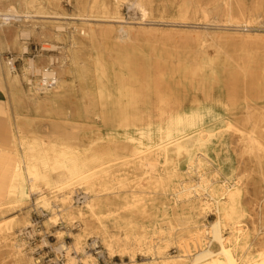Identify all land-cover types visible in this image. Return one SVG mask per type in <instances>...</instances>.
Here are the masks:
<instances>
[{
	"label": "bare ground",
	"instance_id": "1",
	"mask_svg": "<svg viewBox=\"0 0 264 264\" xmlns=\"http://www.w3.org/2000/svg\"><path fill=\"white\" fill-rule=\"evenodd\" d=\"M78 1L83 8L80 18L115 22L120 33L114 56L109 58L105 49L93 45L95 54L80 67L78 42L72 38L67 46L59 45L63 25L35 29L33 18L48 16L46 10L57 0H0V49L6 46L24 54L27 46L21 40L37 34L49 40L55 52L46 62L43 57H30L23 67L32 94L20 89V75L12 73L8 59H0V89L7 86L9 94L0 110L10 116V104H29L53 108L47 111L54 117L44 129L33 120L24 126L28 117L17 109L13 113L11 146L16 161L6 197L0 200V243L9 248L16 264H38L15 237L16 228H29L32 223L26 216L4 214L25 207L31 194H39L33 203L47 212L48 224L62 220L79 226L70 246L61 242L57 247L68 264H96L100 258L108 264L115 257L122 259L116 264H135L137 255L147 258L142 264H264V203L252 214L243 202L246 185L255 175V182L264 185V64L215 60L179 67V78L173 81L161 70L167 63L131 39L135 30L148 28L145 22H165L150 19L153 0ZM125 3L140 15L138 25L124 23L120 8ZM198 6L197 0H183L179 8L184 13L166 22L188 23L185 13ZM226 22L225 26L252 23L232 13ZM89 24L81 25L77 33L94 41L102 35ZM70 73L95 85L85 92L82 110L69 104L73 88L66 77ZM44 75L53 76L55 85L41 99ZM201 113H215V131L194 128ZM154 114L161 121L158 138L151 141ZM79 117H96L108 131L135 127L140 136L128 137L126 152L111 132L106 144L101 137L85 142L79 134L85 125L74 121ZM227 133L237 137L236 165L221 164L216 145L214 155V138L220 142ZM247 162L255 168H245ZM121 170L131 172L118 174ZM78 191L83 194L82 205H75L73 199ZM53 194L61 196L59 201L50 199ZM149 207L153 211L161 207L163 216V225L152 224V232L144 222L154 218ZM208 215L214 219L207 225L203 219ZM251 235L260 237L257 249ZM88 246L96 255L86 250ZM170 247L178 254L169 256Z\"/></svg>",
	"mask_w": 264,
	"mask_h": 264
},
{
	"label": "rangeland",
	"instance_id": "2",
	"mask_svg": "<svg viewBox=\"0 0 264 264\" xmlns=\"http://www.w3.org/2000/svg\"><path fill=\"white\" fill-rule=\"evenodd\" d=\"M131 1V0H129ZM183 0H153V14L150 19L152 20H164L161 23L148 22L145 26V30H135L132 33V41L134 44H138L146 49L152 56L157 57L161 61H165L166 67L161 68L168 75L171 76L173 81L179 78L177 70L179 67H193L207 65L215 62V60L222 61L226 58H232L236 61H243L246 63L264 64V0H215V5L212 4V0H197V8H192L185 14L188 16V23H176L171 24L166 21L174 20L184 13L179 5ZM227 3H230L228 6ZM82 6L78 0H57V2L48 7L46 10L48 16H38L33 18L35 23V29L39 31L41 27L44 29H52L54 25L61 24L64 26V37L59 41V45L67 46L70 40L74 38L78 42L77 56L79 66L86 65L87 62L95 54L93 45H97L101 49L107 51V56L111 58L114 56L113 49L119 43L116 38L120 33L116 30L117 23L107 21L101 17H90L88 20L80 18L82 14ZM120 13L124 23L131 22L133 25H138L141 22L140 15L129 3H125L120 8ZM232 13L239 20H251L250 25L240 23V26H225L227 14ZM101 16V14H97ZM147 21V20H146ZM149 21V20H148ZM84 23H90L89 26L94 29L98 37L96 40H90L89 38H83L78 35L77 29ZM144 23V22H143ZM30 25V23H29ZM150 27V28H149ZM27 46V52L21 53L20 49H14L9 47H3L0 49V59L5 60L12 59L15 61L14 72L19 74V87L22 91L32 94L29 90V85L26 79L22 76L23 67L27 65L30 57L38 60H47V56L54 54L51 50V43L49 40L42 39L37 34L30 35L27 39H23ZM15 59V60H14ZM69 63V62H68ZM66 79L72 85V93L69 95V104L71 107L79 106L81 110L84 103V94L88 89H94L95 85L90 79H83L78 77L75 73L67 75ZM43 99L45 94H39ZM9 99L7 86L3 90L0 89V101ZM9 122L12 129V134L15 133L14 122L12 120L15 109L28 117L26 120L27 126L30 121L33 120V124L46 129L47 123L50 119L51 113L46 107L36 109V107L29 104H10ZM29 107H33L30 109ZM67 108V105L63 106ZM97 110V109H96ZM37 118V119H36ZM54 118V117H53ZM240 116L235 119L238 120ZM37 120V121H36ZM152 124V140H157V126L161 118L153 115ZM75 122L84 124V128L79 131L80 137L85 142L96 141L98 138H102V144H106L107 133L111 132L118 144L125 148L126 152L130 147L128 141L129 136L139 137V132L135 127L113 128L108 131L101 121L96 118L85 119L83 117L75 118ZM215 113H201L195 117V129H200L203 132L215 131ZM193 128V129H194ZM31 136L30 134L24 133ZM28 138V137H27ZM147 143V138H142ZM237 137L232 133H227L220 142L215 143V138L212 142L214 147L217 146L219 159L221 164L231 163L236 165L237 154L235 151L237 147ZM244 163V162H243ZM247 169L255 168L254 163H246L244 165ZM131 172L130 170H121L118 174H124ZM128 176H131L128 174ZM255 179L251 180L246 185V193L243 197V202L251 209L252 214L257 213L258 206L264 203V185L262 183L255 182ZM196 179V176H194ZM255 182V183H254ZM127 190H130L128 188ZM130 192V191H129ZM128 192V193H129ZM79 196H74L75 205H82L84 198L81 191H78ZM39 194H31L29 196L28 204L18 210H12L6 212L4 217L15 216V218H21L26 216L32 223L29 228H23L19 226L15 230V237L19 241L24 242V249L26 253L32 257V259L39 260L38 264H68V259L57 247L60 243H65L66 246H70L73 241V234L79 231L77 223L69 224L62 220L58 221V224H48L46 219L48 214L46 211L37 208L34 205V201L38 198ZM60 195L53 194L50 199L52 201H59ZM159 205V204H158ZM149 212L154 215L150 221L145 220L146 226H148V232H152V224L157 223L158 227L163 225L162 208L160 210H152L149 207ZM214 219L213 215H208L203 219L205 224H209ZM155 228V227H153ZM228 233V230L226 231ZM62 237H59V234ZM249 233V231H248ZM259 238L251 235V241L254 249L258 248ZM156 241V240H155ZM91 242V239L88 241ZM89 253L96 255L94 249L89 246L86 247ZM169 256H175L178 251L175 248L170 247L168 249ZM191 253H194L192 251ZM120 257H115L113 260H109L108 264L121 263ZM147 258L142 255H137L135 258V264H142ZM124 261L129 263V257L126 256ZM0 264H16L13 256L10 254L9 248L3 243H0ZM81 264V263H77ZM96 264H107L103 259H99Z\"/></svg>",
	"mask_w": 264,
	"mask_h": 264
},
{
	"label": "crops",
	"instance_id": "3",
	"mask_svg": "<svg viewBox=\"0 0 264 264\" xmlns=\"http://www.w3.org/2000/svg\"><path fill=\"white\" fill-rule=\"evenodd\" d=\"M44 61L45 60H42V62ZM1 102L2 101H0V107L2 105ZM29 108L33 109V107ZM10 109H12V107H10ZM26 123V120L23 121V124ZM11 135L12 129L9 118L3 111L0 110V200L6 197L9 176L16 161L14 149L11 146Z\"/></svg>",
	"mask_w": 264,
	"mask_h": 264
},
{
	"label": "built area",
	"instance_id": "4",
	"mask_svg": "<svg viewBox=\"0 0 264 264\" xmlns=\"http://www.w3.org/2000/svg\"><path fill=\"white\" fill-rule=\"evenodd\" d=\"M12 20V19H11ZM8 65L13 69H15V61H12V59L8 60ZM47 70V69H46ZM49 72V71H48ZM55 85V79L51 75H44L41 80V89H40V94H44L46 90L49 88L53 87ZM78 198H82V195L79 196Z\"/></svg>",
	"mask_w": 264,
	"mask_h": 264
}]
</instances>
